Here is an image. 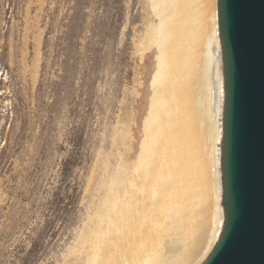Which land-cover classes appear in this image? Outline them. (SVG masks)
<instances>
[{
    "label": "rangeland",
    "instance_id": "1",
    "mask_svg": "<svg viewBox=\"0 0 264 264\" xmlns=\"http://www.w3.org/2000/svg\"><path fill=\"white\" fill-rule=\"evenodd\" d=\"M147 13V0H0V264L82 263L74 242L145 75Z\"/></svg>",
    "mask_w": 264,
    "mask_h": 264
},
{
    "label": "bare ground",
    "instance_id": "2",
    "mask_svg": "<svg viewBox=\"0 0 264 264\" xmlns=\"http://www.w3.org/2000/svg\"><path fill=\"white\" fill-rule=\"evenodd\" d=\"M147 2L135 48L145 75L129 121H118L124 141L104 191L74 242L80 264H200L223 220L216 0Z\"/></svg>",
    "mask_w": 264,
    "mask_h": 264
},
{
    "label": "water",
    "instance_id": "3",
    "mask_svg": "<svg viewBox=\"0 0 264 264\" xmlns=\"http://www.w3.org/2000/svg\"><path fill=\"white\" fill-rule=\"evenodd\" d=\"M223 220L200 264H264V0H216Z\"/></svg>",
    "mask_w": 264,
    "mask_h": 264
}]
</instances>
